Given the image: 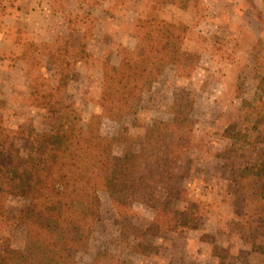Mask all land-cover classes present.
I'll return each instance as SVG.
<instances>
[{
  "label": "rangeland",
  "instance_id": "374dc122",
  "mask_svg": "<svg viewBox=\"0 0 264 264\" xmlns=\"http://www.w3.org/2000/svg\"><path fill=\"white\" fill-rule=\"evenodd\" d=\"M146 1L16 0L0 29V125L16 145L9 154L21 164L30 150L29 134L49 137L54 128L66 122L82 131L76 150L86 140L92 145L108 140L113 144L111 160L116 164L133 150H143L146 162H155L164 148L148 145L143 136L155 122L166 121L170 123L169 141L181 138L191 144L183 160L189 173L179 183L189 190L191 210L199 212V223L191 227L190 220H184L181 231L163 228L159 236L148 237L146 243L152 247L149 255L126 252L122 244L128 242L129 232L119 220L120 214L127 215L131 209L151 220L153 213L147 201L129 203L125 210L115 208L107 193L111 181L92 173L90 223L70 248L67 264H91L101 251L117 247L119 264H264V254L254 252L246 240L247 228L228 195L231 161L223 153L229 144L224 131L231 117L243 99L254 97L264 78V57H255L258 40L264 42V22L259 21L264 18V0H201L199 11L167 6L165 12L190 27L185 47L199 67L190 79L177 77L174 68L168 67L150 92L137 94L136 115L113 118L99 105L101 88L126 62L122 47L132 51L140 48L133 30ZM87 16L97 20L92 38L77 31ZM29 35L50 41L56 50L60 36L90 44L92 57L77 65L78 77L70 83L56 114L34 106L31 82L26 79L29 62L17 59L23 46L15 42L30 39ZM43 72L54 84L55 72L49 64ZM262 97L264 100V93ZM93 117L100 119H94L90 134ZM184 118L197 121L193 132L179 128ZM72 157V162L77 160L76 155ZM72 162L68 171L84 181L90 172L84 165H74L80 159ZM28 206L27 197L16 192L11 195L8 213L0 222V253L8 245L23 246L32 236L34 217L27 213Z\"/></svg>",
  "mask_w": 264,
  "mask_h": 264
},
{
  "label": "trees",
  "instance_id": "16d2710c",
  "mask_svg": "<svg viewBox=\"0 0 264 264\" xmlns=\"http://www.w3.org/2000/svg\"><path fill=\"white\" fill-rule=\"evenodd\" d=\"M15 2L0 0V29ZM167 6L199 11L201 0H147L143 3L133 30L140 48L132 51L122 47L126 62L101 88L99 105L113 118L136 115L137 94L150 92L168 67L174 68L177 77L185 79H190L199 67L194 54L185 47L190 27L165 12ZM259 21L263 24L264 18ZM96 22L95 18L87 16L77 31L84 37L88 33L92 38ZM29 37L28 40L18 38L15 43L23 46L22 55L17 59L29 62L26 79L31 82L30 97L39 110L56 114L67 97L70 83L78 77L77 65L92 57L90 44L60 36L56 50L48 40ZM255 51L257 59L264 57L262 40H258ZM47 64L55 72L54 84L43 72ZM257 90L251 100H242L231 117L224 131L229 144L223 153L231 161L227 192L233 208L247 228L246 240L252 250L264 254V78ZM94 119L100 117H93L88 127L90 134L94 132ZM196 125L195 119L184 118L178 126L193 132ZM169 130L170 123L157 121L144 133L143 140L148 145L164 148L155 162H146L143 150H133L126 152L116 164L111 160V142L92 145L86 140L76 150L82 131L66 122L60 123L49 137L42 133L29 134L30 150L19 164V160L16 162L9 154L16 150L15 141L0 125V222L6 217L9 200L15 192L29 199L27 213L34 217L30 239L21 247L8 245L0 253V264H67L70 248L90 223L92 173L111 181L107 193L115 208L125 210L129 203L147 201L153 213L151 220L131 209L127 215L120 214L119 220L129 232L128 242L122 244L126 252L149 255L152 247L146 243L148 237L159 236L163 228L181 231L184 220H190L191 227L197 225L199 212H192L191 194L179 183L189 173L183 160L191 144L181 138L169 141ZM75 155L77 160L74 158L72 162ZM104 158L110 160L107 162ZM75 161L79 163L74 164L77 168L84 165L90 172L84 181L68 171L70 163ZM114 249L101 251L91 264H119L121 254L118 247ZM221 255L225 254L221 252Z\"/></svg>",
  "mask_w": 264,
  "mask_h": 264
},
{
  "label": "crops",
  "instance_id": "0c3cea01",
  "mask_svg": "<svg viewBox=\"0 0 264 264\" xmlns=\"http://www.w3.org/2000/svg\"><path fill=\"white\" fill-rule=\"evenodd\" d=\"M45 13V12H44Z\"/></svg>",
  "mask_w": 264,
  "mask_h": 264
}]
</instances>
